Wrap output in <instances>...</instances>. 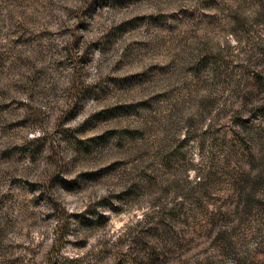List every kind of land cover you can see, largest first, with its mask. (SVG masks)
Masks as SVG:
<instances>
[{
    "label": "rangeland",
    "instance_id": "1",
    "mask_svg": "<svg viewBox=\"0 0 264 264\" xmlns=\"http://www.w3.org/2000/svg\"><path fill=\"white\" fill-rule=\"evenodd\" d=\"M264 0H0V264H264Z\"/></svg>",
    "mask_w": 264,
    "mask_h": 264
},
{
    "label": "trees",
    "instance_id": "2",
    "mask_svg": "<svg viewBox=\"0 0 264 264\" xmlns=\"http://www.w3.org/2000/svg\"><path fill=\"white\" fill-rule=\"evenodd\" d=\"M254 112H256L257 114H261V115L264 116V102L262 104L258 105L255 108Z\"/></svg>",
    "mask_w": 264,
    "mask_h": 264
}]
</instances>
